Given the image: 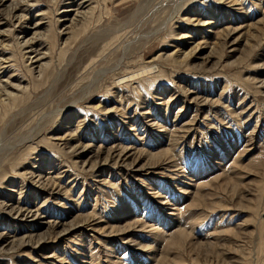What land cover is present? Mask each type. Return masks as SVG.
<instances>
[{
	"label": "rangeland",
	"instance_id": "rangeland-1",
	"mask_svg": "<svg viewBox=\"0 0 264 264\" xmlns=\"http://www.w3.org/2000/svg\"><path fill=\"white\" fill-rule=\"evenodd\" d=\"M0 264H264V0H0Z\"/></svg>",
	"mask_w": 264,
	"mask_h": 264
},
{
	"label": "bare ground",
	"instance_id": "bare-ground-1",
	"mask_svg": "<svg viewBox=\"0 0 264 264\" xmlns=\"http://www.w3.org/2000/svg\"><path fill=\"white\" fill-rule=\"evenodd\" d=\"M18 3H19V2H18ZM18 3H16V4L18 5ZM12 8H17V7H16L15 5H13ZM10 12H11V14H10V13H9V14L13 16V10H11ZM20 21H21V20H20ZM27 45H28V43H27ZM29 47H31V45H30ZM31 50H32V49H31ZM33 51H34V50H33Z\"/></svg>",
	"mask_w": 264,
	"mask_h": 264
}]
</instances>
